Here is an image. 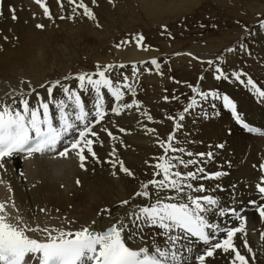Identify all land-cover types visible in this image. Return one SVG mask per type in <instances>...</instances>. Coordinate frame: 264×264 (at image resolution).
I'll return each mask as SVG.
<instances>
[{
    "label": "snow or ice",
    "instance_id": "1",
    "mask_svg": "<svg viewBox=\"0 0 264 264\" xmlns=\"http://www.w3.org/2000/svg\"><path fill=\"white\" fill-rule=\"evenodd\" d=\"M35 2L43 8L44 15L52 19L43 0ZM68 3L73 5V16L82 14L88 19L96 20L85 0H68ZM92 3L95 4L96 0H92ZM10 11L15 20V10ZM259 26L264 29V20L259 21ZM36 27L43 29L45 26L37 24ZM133 39L139 46L144 37L137 35ZM127 43V40L121 41V44ZM239 48L247 51L244 43H240ZM236 50L233 47L226 49L228 53ZM223 62V55L215 61H206L213 71V78L217 81L239 82L247 87L259 103L264 104V86L258 85L243 70L227 73L220 66ZM150 63L159 69L160 64L155 58ZM124 67V64H98L94 72L64 77V80H76L75 87L62 83L61 80L50 82L47 86L42 84L40 87H46L47 98L42 97L31 85L27 91L21 88L0 97V170L7 172V163L21 154H24V159H30L36 154L54 153V158H68L74 153L82 169L88 159L85 153L99 162L93 149L95 143H101L98 133L93 130L96 125L101 124L109 112L121 115L123 110L134 107L140 111L141 104L138 100L123 102L126 92L133 96L136 94L135 87L128 82L129 77L123 73H120L119 78L113 75L117 68ZM138 71L137 66L133 65L134 76ZM199 79L203 80L204 76ZM188 87L193 95L185 106L178 115L166 117L174 122L172 131L165 139L157 137L156 143L162 154L154 157L156 162L150 165L153 168L152 178L142 181L130 199L121 201V207L128 206L122 215L111 216V210L104 209L103 213H107L110 219L100 230L93 227L95 220L75 230L49 229L25 223L18 209L17 215L11 216L6 209L8 206L16 208L14 200H10V204L0 202V264H212L219 253L228 255L229 264H250V259L255 260L256 254L247 240L248 217L244 214L243 207L236 206L240 203L235 198L238 195L236 186H231L233 203L226 205L215 195L207 194L209 190L203 183H194L208 179L219 180L228 175L223 170L207 171V165L216 158V150L224 149L226 141L208 145L207 151L194 152L187 147L195 141L189 138L190 133L185 131L183 122L188 116L208 118L218 115L214 110L219 101L233 121L248 133L264 135V130L251 126L240 111L238 102L230 95L218 90H201L199 85L189 84ZM57 89L59 98L54 96V90ZM105 90L113 98L115 106H106ZM33 93L36 95L35 102H32ZM93 93L90 110L84 94ZM164 99L167 101L169 98L165 96ZM172 99L179 100V97L174 95ZM142 114L148 121L153 120L148 112ZM101 130L116 139L107 128ZM145 130L156 133L155 128H147L146 125ZM120 131L124 132L125 129L121 128ZM226 132L231 135L232 129L228 128ZM109 155L115 157L116 150L113 149ZM108 162L113 168L118 166L121 172L134 178V173L122 160L113 159ZM258 168L261 175L255 184V190L261 203H257L256 199L248 200L247 203L264 220V163ZM113 175L116 173L113 172ZM0 184L7 182L0 178ZM8 190L11 192L10 186ZM222 190L220 184L213 189ZM136 198H142L146 202L133 203ZM216 216L220 221L210 219ZM225 218L228 220L225 221ZM232 221L238 223H231ZM28 233L41 234V238H33ZM157 236L162 239H155ZM241 237L245 253H242L241 246L236 243ZM261 239L264 240V233H261ZM137 241L140 243L133 246ZM193 244L196 246L193 247Z\"/></svg>",
    "mask_w": 264,
    "mask_h": 264
},
{
    "label": "bare ground",
    "instance_id": "2",
    "mask_svg": "<svg viewBox=\"0 0 264 264\" xmlns=\"http://www.w3.org/2000/svg\"><path fill=\"white\" fill-rule=\"evenodd\" d=\"M140 1L143 7L151 4L150 8L145 7L144 9L149 12L154 8L151 13L153 20L166 25L172 19L175 20L186 12H191L200 3V0ZM43 2L49 8L52 19L44 15L43 8L35 0H0V12H2L0 15V97L14 90L19 91L21 88L27 91L31 85L42 97L47 98L46 87L41 88L36 83L44 84L49 80L53 82L54 79L60 78L62 83L75 87L76 80H64V77L78 74L76 66L84 71L85 67L91 70L96 69L98 64L126 65L123 69L117 68L115 72L118 73L113 75L117 78L120 77V73L127 75L128 82L135 87L134 79H137L140 70L148 66L152 67L150 61L153 58L157 59L159 55V51L147 48L148 39L145 37L139 42V46L133 39L134 42L128 43L134 44L129 49L126 48L127 44H121L125 38L121 36L123 28L118 27V20L99 8L102 3L100 4L97 0L95 4L92 3V0H85L96 16L95 21L82 14L73 16L71 11L73 5H70L68 0H43ZM159 2L169 6L165 10H161L157 7ZM61 4H63V8H61ZM175 5H177L176 9L170 10L171 6ZM10 9L15 10V20L12 19L13 13ZM78 11L82 13V10L78 9ZM60 17H64V19ZM37 24H43L45 27L37 28ZM239 31L240 29L233 36L228 37L220 48L224 47V44L230 43L235 34L238 35L241 32ZM261 31L264 32V29ZM118 44L121 46L117 47ZM113 45L118 48L117 51L111 48ZM203 56H201L202 59H205ZM191 57L194 58V56ZM87 58H92V62L89 65L81 64V61ZM119 60L120 64H114ZM188 62L193 65L192 61ZM133 65L139 69L134 79L133 76L124 73L126 69L132 70ZM149 70L151 71V69ZM155 70V73L159 71V69ZM253 73L256 78L250 73L248 75L258 82V85L264 86V69L259 72L253 70ZM219 89L222 94H228L238 102L240 111L252 127L264 130V104L259 103L247 87L230 80L222 81ZM93 95L94 93L84 94L87 107L90 110ZM130 95L132 96V94ZM54 96L59 98L58 89L54 90ZM128 97L126 92L123 102L129 103ZM35 99L36 95L33 93L32 102H35ZM135 99L138 100L136 96ZM139 102L141 104L139 112L135 107L123 110L121 115L109 112L105 120L93 129L98 133L101 141V143L93 145L99 162L85 153L88 159L85 161V168L82 169L79 166L80 161L74 153H71L68 158H61L62 163L69 164L67 166L64 164L65 168H68L69 173L74 176L70 179L66 175V178L75 182L68 190L67 195H63L54 182L43 181L46 176L52 174L57 176L61 173L57 171L61 166L58 159L50 158L44 162L37 160L42 159L37 155L30 159H24V156H15L7 163V172L0 170V178L7 182V184H0V202L10 204V200H14L16 208L8 206L9 209L15 211L18 209L19 214L25 215L30 223L38 224L41 228L43 226L41 222L32 220L36 215H43V212L28 207V202L34 196V191L40 188H43L47 194L49 214L59 218L62 217V212L68 215L67 225L63 228L66 230H75L81 225L90 224L93 220L96 221L93 227L100 230L109 223L110 219L107 213H103L104 209L111 210V216L122 215L128 206L121 207V201L130 199L133 193L139 189L142 181L152 178L153 168L150 165L156 162L154 157L162 154V150L156 143L157 137L165 139L157 131L154 121H148L142 114L145 111L151 114L148 104ZM216 104L214 112L219 113L218 115H211L208 118L188 116L183 122L185 131L190 133L189 138L195 141L187 147L194 152H201L207 151L208 145L226 141L224 149L216 150V158L207 165V171L223 170L228 175L219 180L208 179L194 181V183H203L209 190L207 194L215 195L226 205L233 203L234 196L231 186H236L235 191L238 195L235 198L240 202L236 206L245 209L244 214L248 217L247 240L256 254L255 260L250 259V264H264V240L261 239V233H264V220L259 217L254 207L247 203L251 199H256L257 203H261L259 194L255 190V184L261 175L258 166L264 163V135L246 132L233 121L230 113L223 109L221 102L218 101ZM106 106H115L113 98L107 93ZM145 125L147 128H155L156 133L146 132ZM102 128L111 131L116 139L109 137L107 132L101 130ZM121 128L125 131L121 132ZM228 128L232 129L231 135L226 132ZM113 149L116 150L115 157L109 155ZM113 159L122 160L124 165L134 173V178L121 172L118 166L113 168L108 162ZM113 172L116 175H113ZM37 175H39L38 179H36ZM77 180H79V184H77ZM217 184L222 186V191H213ZM9 186L11 192L8 190ZM145 202L142 198H136L133 201V203L141 204ZM11 216L16 215L11 214ZM210 219L220 221L218 216L210 217ZM227 220L228 218H225V221ZM30 223L28 224L30 225ZM231 223L238 222L232 221ZM151 231L154 230H148V232ZM28 235L36 239L41 238V234L38 233H28ZM154 238L162 239L158 236ZM242 242V237L236 241L237 245L241 246L242 253H245L246 250L242 248ZM139 243V241L134 242L133 246ZM212 264H229V257L227 254L219 253Z\"/></svg>",
    "mask_w": 264,
    "mask_h": 264
},
{
    "label": "rangeland",
    "instance_id": "3",
    "mask_svg": "<svg viewBox=\"0 0 264 264\" xmlns=\"http://www.w3.org/2000/svg\"><path fill=\"white\" fill-rule=\"evenodd\" d=\"M167 1L169 2V0ZM97 2L102 3L99 8L119 21L118 27L123 28L121 36L125 37L124 41L134 42L133 37L142 35L148 39V42H146L147 48L159 51L156 60L160 67L157 73L154 72L157 69L154 65L141 69L137 79H134L133 72L130 69H126L124 73L133 76L136 89L135 96L142 104L146 103L150 107V115L153 117V121L157 125V131L161 133L162 137L166 138L174 126V122L166 117L168 115H178L189 97L193 95L188 87L189 84L199 85L201 90H220L223 80L218 82L213 78V71L207 65V60L215 61L217 57L223 55L225 62L221 63L220 66L227 73L239 69L250 73L255 78L253 70L259 72V70L264 69V32L261 31L259 26V21L264 20V0H200L198 7L176 18L177 20L172 19L167 25L153 20L151 13L154 8L151 9L152 11L147 12L144 8H150L152 5L147 4L143 7L140 0H97ZM167 6L169 5H164L161 2L157 4V7L161 10H165ZM176 6H171L170 10L174 11ZM239 29L241 32L239 31L238 35L235 34L230 43L224 44V47L220 48L221 44ZM240 43L245 44L247 51L240 50ZM130 44L127 43L126 48L129 49L134 45L133 43ZM114 46L111 48L117 51L118 48ZM229 47L237 50L228 53L226 49ZM178 53L179 55H177ZM187 53L192 55L189 56ZM202 55L205 59H202ZM188 61H192L193 65H190ZM90 62H92V58H87L82 60L81 64L89 65ZM119 62L121 63L119 60L114 64H120ZM76 69L77 73L95 70L85 67L82 71L83 69L80 70L77 66ZM117 73L115 72L114 75ZM202 75L204 79L200 80L199 78ZM115 78L117 77L115 76ZM51 81L44 82V85L47 86ZM42 84L36 83L37 86ZM174 95L178 96L179 100L172 99ZM127 96H129V103L135 99V96H131L130 93H127ZM165 96L169 98L167 101L164 99ZM40 158L42 159L37 160L46 162L50 159V157ZM58 160L61 166L57 171L61 173L57 176L53 174L46 176L43 181L54 182L60 192L67 195L68 190L75 183L70 180L74 176L69 173L68 168H65L69 164L62 163L61 158ZM29 164H31L30 161ZM66 175L70 179H67ZM38 176H36V179H38ZM46 198L47 194L43 188L34 191V196L29 200L28 207L32 210L43 209L44 211H42L43 215L34 216L32 221L41 222L42 228H65L69 219L68 215L62 212V217L59 218L49 214V201ZM9 208L6 209L9 214L17 215V211ZM20 215L23 216L25 223H30L25 215ZM30 225H33L32 227L39 226L33 222Z\"/></svg>",
    "mask_w": 264,
    "mask_h": 264
}]
</instances>
